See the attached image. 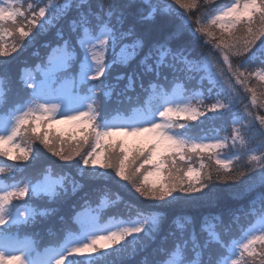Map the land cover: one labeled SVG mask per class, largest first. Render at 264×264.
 I'll use <instances>...</instances> for the list:
<instances>
[{"label":"snow or ice","instance_id":"obj_1","mask_svg":"<svg viewBox=\"0 0 264 264\" xmlns=\"http://www.w3.org/2000/svg\"><path fill=\"white\" fill-rule=\"evenodd\" d=\"M218 3L0 0V264H98L116 252L136 264H264V115L252 112L264 99L248 86L264 82V0ZM45 38L40 63L13 65ZM236 84L251 93L243 111ZM205 121L221 128L194 133ZM49 122L80 126L74 155ZM42 148L79 157V179L54 161L17 179ZM205 155L215 178L190 163ZM120 204L135 215L102 223ZM36 229L55 238L43 252Z\"/></svg>","mask_w":264,"mask_h":264},{"label":"trees","instance_id":"obj_2","mask_svg":"<svg viewBox=\"0 0 264 264\" xmlns=\"http://www.w3.org/2000/svg\"><path fill=\"white\" fill-rule=\"evenodd\" d=\"M186 3H191V0H185ZM198 2L202 3V0H198ZM226 0H219V3L217 5H215L216 7L221 6L223 3H225ZM177 7H179L177 5ZM195 11V10H194ZM216 34L217 36L219 35V29H216ZM45 38L44 40H41L40 42H38L34 47L29 48L27 51L21 53L19 56H17L15 53H13L12 55L15 57V59L12 61L14 66H22L25 63L28 62H33V63H40L41 60H43V58L45 57V53H46V49L43 48L41 46L42 43L46 42ZM206 39H212V38H206ZM3 41L6 44V46L10 49L12 44L15 42L13 37L10 35H5L3 37ZM209 47H211V45H209ZM222 63V61H221ZM226 67V66H225ZM233 83L235 84V81H233ZM250 87H253L256 89L257 92V96L259 99H264V97L261 96V93H264V82H258L255 79L251 80L249 82ZM239 96H240V101L238 103V108L243 111L244 106L245 105H249L251 106V101H250V97H251V93L247 92L245 89V86L236 84L235 85ZM212 101H205V103H211ZM253 112V116L256 115H264V108H253L252 109ZM189 123H195V122H189ZM258 124V122H257ZM221 128V122L220 121H205L203 124H199L198 126L193 128V132L194 133H200L201 129L204 130V132L206 134H214L216 129ZM45 129V127H44ZM227 129H228V133L231 132V125L227 124ZM47 130V129H45ZM49 131L52 132L53 135L55 136H59L62 140L65 141V143L67 144V147L64 148V151L66 153H68L69 155H74L75 151L78 148L77 145V141H80L82 139L81 138H73L70 136V132H67L65 134H62L60 130L57 129H50ZM80 132V129H79ZM219 134L221 136L225 135L226 133L224 131H220ZM84 148L87 151H90L91 148H89L87 145L84 146ZM43 156L41 157L40 160L34 162L33 164L29 165V167L27 168L26 171H24L22 174L17 176V179H22V178H27L29 176H33L34 173L38 170L43 169L50 161H54L57 171H60V168L63 167V170L70 173L72 176H75L77 179H79V176L77 175V169H76V161L79 159V157H75L74 160L70 163L67 164L65 162H61L58 160V158L55 157H50V154L47 153L46 150L42 151ZM226 154H227V150H225ZM246 159V158H245ZM0 160H7L6 157H0ZM9 163H11V161H8ZM190 163H193V167L195 168H199L201 163L204 164L205 166V170H212L213 174H214V178H215V169L218 167L215 164V160H210L208 159L207 155H205L202 159L200 157H196L194 158V162L190 161ZM188 177H185V180H187ZM124 182L121 181V184H123ZM217 187H224V185L222 184H217ZM111 188L113 190V192L118 193L119 195H121L124 200L129 201L130 203H138L137 200H135L133 197H130L127 192L123 189H119L116 187V185H111ZM243 186L242 185H235L233 186V191L236 192H240L242 191ZM84 193H80L79 195H77L75 197V200L78 203H83V201L80 200V197L83 196ZM115 197L113 196L112 199H114ZM251 198V195L246 196L243 200L241 201H235L234 203L237 204H246L247 201ZM90 199L92 200V204H95L96 202V196H92L90 197ZM141 200L143 198H140ZM143 207V205H141ZM79 210V208H78ZM174 210L177 212L180 211H186V212H190L192 211V209L187 208L186 206L183 205H175L174 206ZM134 216L135 215V209H129L125 204H120L118 205L116 208L110 210V211H106L102 220H107L110 218H115V217H123V216ZM250 217H246L244 215H241L240 220H239V224L240 225H244L247 226L250 223ZM29 232H32L33 230L29 229ZM35 231L39 232V235H37L36 237L39 238L40 240V244H46L49 240V238H53L54 237L48 235L47 232L45 231H41L40 229H36ZM21 232H24V230H21ZM234 235H238V231L234 230ZM126 254L125 253H121V252H116L113 253L112 255L108 256L105 259H101L100 261H98V264H113V261L115 262V264H136V262L140 259L139 256L135 257L134 259H126L125 258Z\"/></svg>","mask_w":264,"mask_h":264},{"label":"rangeland","instance_id":"obj_3","mask_svg":"<svg viewBox=\"0 0 264 264\" xmlns=\"http://www.w3.org/2000/svg\"><path fill=\"white\" fill-rule=\"evenodd\" d=\"M62 118L57 116L56 117V120H61ZM49 124L51 125V127H49ZM49 124H45L44 127L45 129H47L48 131L50 129H57V130H60L62 134H65L67 132H70V136L73 137V138H81V135H80V132H79V129H80V126L76 123V122H59V123H55V122H49ZM113 139L115 140H119V139H124V137H114ZM129 141H131V138H128ZM57 149L63 147V149L65 147H67V144L64 143L63 146H61V144L59 143V141H57ZM42 151H44V149L42 148L41 149ZM99 151V150H98ZM99 159L101 161H103L104 157L103 155H101L99 157ZM166 179V176L161 174L159 176H151L149 177V181L150 182H155V181H160L161 183ZM113 224H116V223H109V224H106V225H113ZM104 234V233H102ZM101 243H105V241H102ZM5 264H10V262L8 260H5ZM11 264H14V262H11Z\"/></svg>","mask_w":264,"mask_h":264},{"label":"bare ground","instance_id":"obj_4","mask_svg":"<svg viewBox=\"0 0 264 264\" xmlns=\"http://www.w3.org/2000/svg\"><path fill=\"white\" fill-rule=\"evenodd\" d=\"M117 218H118V217H115V218L112 217V218L110 219V222H111V223H112V222L117 223V222H118V221H117ZM119 218H121V217H119ZM118 220H120V219H118Z\"/></svg>","mask_w":264,"mask_h":264}]
</instances>
